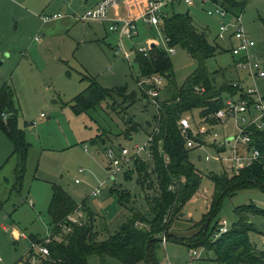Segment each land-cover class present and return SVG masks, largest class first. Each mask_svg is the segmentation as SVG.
Wrapping results in <instances>:
<instances>
[{
  "label": "rangeland",
  "instance_id": "obj_1",
  "mask_svg": "<svg viewBox=\"0 0 264 264\" xmlns=\"http://www.w3.org/2000/svg\"><path fill=\"white\" fill-rule=\"evenodd\" d=\"M9 1L18 4L20 10H15ZM9 1L0 0V60H3L0 64V88L7 82L15 90L18 123L25 131L30 146L20 185L15 187L17 156L11 154L15 164L13 178L10 168H5L0 174V221L3 217L20 221L21 229L28 238L15 241L10 233L11 228L5 231L0 226V264H24L33 248L32 236L42 240L54 233L48 212L53 184L61 185L78 203L85 201L95 212V227L100 239H106L119 230L132 212L150 217L145 198L154 196L156 188L146 186L144 189L138 173L134 171L129 177L128 171L134 169L133 163L130 168H123L114 174L106 150L108 147L117 151L127 147L133 151L137 145H145L153 131L150 122L157 109L143 97L135 105L117 97L115 108L113 100L109 99L96 110L75 112L72 100L88 87L87 77L96 78L109 89L126 85L129 91H137L141 96L136 80L140 74L137 61L134 56L126 60L122 52L116 54V48L121 47L122 43H119L118 34L109 30L107 23L74 19L92 6V0L64 1L67 4L63 0H51L48 5L49 0H46L41 6L27 4L24 0ZM217 2L223 4L222 0ZM236 2L238 4L234 6L226 5L230 15L225 20L234 22L236 16H241V27L255 41L257 58L264 69V0ZM214 7L213 2L205 5L197 2L195 6L182 2L168 6L167 12H188L197 27L207 31L211 43L214 44L216 39L219 50L216 56L207 60V66L212 73L220 70L219 74H214L218 83L240 80L245 87L255 88L264 97V77L252 79L244 70H238L236 57L231 52L235 40L218 38L219 26L224 19L219 14L210 15L207 12ZM54 14L61 16L44 20V16L49 18ZM137 28L139 34L136 37L123 40V45L129 51L143 45L150 48L152 40L158 47L165 48L163 34L154 26L141 22L137 23ZM233 31L234 27L231 26L227 35ZM171 58L176 84L181 86L196 69L197 62L179 46ZM223 72L225 76L221 75ZM165 89L162 90L163 97L169 95L170 89ZM191 113L186 115L198 127L202 124L200 110ZM130 118L139 125V130L133 132V139L125 136ZM224 126L226 134L232 135L237 130L234 120L227 121ZM219 129L222 130L223 126H219ZM101 134L104 141H95V137ZM208 154L213 158L206 160ZM216 156L213 146L190 151V161L204 177L197 193L173 222L171 234L183 237L203 226L201 219L210 209L214 192L208 173L222 174L226 171L228 175H233ZM144 157L151 171L153 160ZM98 187L102 188L101 192L93 196L92 192ZM123 191L129 193L128 201L122 199ZM249 203L264 209V190L245 188L224 196L211 227L223 219L227 220L228 226L232 225L238 220L235 208ZM250 218L260 232H252L250 237L260 250H264V215L255 214ZM86 219L88 213L84 211L83 221ZM189 249L181 240L169 239L165 245L160 243L155 249L158 264H168L169 261L181 263L187 259ZM200 249L202 259L192 264H219L212 253L205 248ZM37 251L36 248L34 252ZM88 264H103V261L98 255H92L88 258ZM107 264L124 263L108 257Z\"/></svg>",
  "mask_w": 264,
  "mask_h": 264
},
{
  "label": "trees",
  "instance_id": "obj_2",
  "mask_svg": "<svg viewBox=\"0 0 264 264\" xmlns=\"http://www.w3.org/2000/svg\"><path fill=\"white\" fill-rule=\"evenodd\" d=\"M222 1L224 6L238 4L236 0ZM162 33L169 39L170 46H179L187 50L197 62V67L185 82L178 86L171 55L164 48L154 45L148 56L141 53L136 57L140 70L137 78L161 75L167 81L165 90L170 89L169 95L161 96L158 113L150 122L151 128L154 126L159 128V132L154 134L151 171H149L150 165L141 159L135 160L134 169L128 171L129 177L132 176L133 171L138 173L144 189L146 186L156 188L152 197L145 198V193L142 194L147 201L150 217L146 218L139 212H132L119 230L106 239H100L99 231L95 227V214L88 204L85 201L81 204L83 211L88 213V219L81 223H72L68 217L80 204L64 187L53 184L48 212L54 234L59 235V238H54L47 244L48 255L36 253L37 264H88V258L92 255H98L103 264H107L108 257L117 258L124 264L142 262L158 264L155 249L162 243L163 235L167 237V241L181 240L190 248H205L208 253H212V257L219 264H264V250H260L250 237L252 232L260 233L250 216L264 215L263 208L254 203L236 207L238 220L218 238H214V234L219 230V220L211 227L224 196L233 195L245 188L264 190L263 156L231 176L226 171L222 174L208 173L207 176L214 185V192L210 209L201 219L203 226L191 235L183 237L170 232L173 222L180 217L185 204L197 193L204 177V174L190 161L192 149L186 147V139L182 134L179 119L197 109L200 110V119L206 118L211 124H217V119L211 115L225 106L226 98L236 95L246 98V95L232 83L217 82L214 74L219 73L220 70L212 73L207 66V60L217 55L219 45L216 39L214 44L209 41L207 31L198 28L188 12H173L164 16ZM87 78L88 87L72 100V108L77 113L96 110L109 99L113 100L115 108L117 97L130 105H135L142 97L147 99L143 92L140 96L137 91H129L126 85L109 89L103 87L96 78ZM15 96V90L7 82L4 83L0 88V129L13 144L12 156H17V183H15L17 187L24 178L30 145L26 141L25 131L18 123ZM6 113L9 115L7 118L4 117ZM138 130L139 125L130 118L125 136L130 137ZM249 131L251 142L248 147H257L264 153V129L252 126ZM189 136L195 138L190 131ZM104 139L101 134L94 140L104 141ZM218 149L221 151L225 147ZM121 196L123 200L130 199L126 191L121 192ZM62 225L71 226V230L64 233ZM32 238L35 242H41L36 236ZM30 252H33L32 249ZM32 254L25 258L24 264H31Z\"/></svg>",
  "mask_w": 264,
  "mask_h": 264
},
{
  "label": "built area",
  "instance_id": "obj_3",
  "mask_svg": "<svg viewBox=\"0 0 264 264\" xmlns=\"http://www.w3.org/2000/svg\"><path fill=\"white\" fill-rule=\"evenodd\" d=\"M129 0H102L98 2L94 7L88 9L83 15L76 16L77 20H89V21H108L110 18V9L121 3H126ZM185 3L187 6H195L197 2L205 5L208 2L215 4V9H209L207 12L210 15L219 14L224 20L220 23L218 38L226 40L227 38L235 40V44L231 47L233 56L236 57L235 64L237 69L244 70L248 73L252 79L264 77V69L261 66V61L257 58L255 51V41L252 40L246 31L241 27V16H236L234 22L226 21L225 19L230 15V11L215 0H147L145 11L142 12L141 17L143 20L152 26H154L159 33H162L163 17L168 15L166 8L172 6L175 3ZM61 14H55L52 18H58ZM45 20L50 17H44ZM234 27V31L231 35H227L230 31V27ZM109 29L114 32H118L120 35V43L122 46L116 48V54L123 53L126 60H130L135 53L148 56L152 47L146 46L139 47L133 51H129L123 45L122 40L132 39L138 35V28L136 20L133 18L114 19L113 23L109 26ZM163 34V33H162ZM165 50L169 55L176 53V47L169 45V39L164 36ZM138 87L143 92L148 102H151L157 109L160 108L162 101V90L165 89L167 81L165 77L161 75H154L152 77H140L138 78ZM232 85L240 89L245 93L246 98L236 95L235 97H228L225 101V106L217 110L211 117L217 119V124H211L206 118H201L202 124L195 127L191 121L189 115H183L179 119V125L182 129V134L186 139V147L189 149L205 148L207 146L216 145V159L221 163H225L229 171L235 173L240 169L251 165L254 161L264 157V153L257 147H248L251 142L250 127L256 126L259 129H264V97L257 93V90L253 87H245L242 82L235 81ZM43 115V114H42ZM7 118L8 114H4ZM234 120L236 126V132L232 135L224 136L215 130L216 125H225L227 121ZM189 131L195 136L190 137ZM159 132V128L154 126L153 131L148 137L145 145H137L133 151L127 147H122L118 151L113 147H108L106 155L110 160L111 166H113L114 174L123 170V168H130L135 160H145V157L152 159V145L154 143V134ZM210 136H212L210 138ZM218 147H225L224 150L219 151ZM241 147H244L241 149ZM132 152V153H131ZM143 154V155H141ZM166 158V157H165ZM213 158L211 155L206 156V160ZM167 160V159H166ZM114 177V176H113ZM78 181V179H77ZM173 189V188H172ZM102 188L98 187L93 191V195L97 196L101 192ZM84 211L79 206L68 219L72 223H81L83 221ZM227 220L223 219L219 221V230L214 234V238H218L221 234L229 230ZM71 230V226L62 225V231L64 233ZM59 238V235L54 233L41 242L33 241L32 251L37 248V253L48 255L49 244L53 239ZM167 237L163 235L162 243L165 245ZM202 249L191 248L188 251L187 259L181 263H175L169 261L168 264H192L193 261L202 259ZM32 252V253H33ZM29 252V255L32 254ZM37 259V260H36ZM38 257L34 252L32 254L31 264H37Z\"/></svg>",
  "mask_w": 264,
  "mask_h": 264
},
{
  "label": "crops",
  "instance_id": "obj_4",
  "mask_svg": "<svg viewBox=\"0 0 264 264\" xmlns=\"http://www.w3.org/2000/svg\"><path fill=\"white\" fill-rule=\"evenodd\" d=\"M9 1V0H8ZM46 0H24L25 3H29V4H32L33 6H41V4L45 3ZM64 1H67V0H63L62 2L65 3ZM84 1H88V0H84ZM102 0H92V3H91V7H94L98 2H100ZM9 2H12L13 3V8L15 10H20L19 8V5L16 4L15 2L13 1H9ZM51 2V0H49L47 2L46 5H48L49 3ZM146 2L147 0H129L128 2L126 3H121L117 6H114L113 8L110 9V18L111 20H108V21H103V23H107L108 24V28L109 26L113 23L114 19H124V18H133L136 20V23H145V24H148V25H151L147 22H145L143 20V18L141 17V14L142 12L145 11V7H146ZM54 3V2H53ZM67 4V3H65ZM174 5V4H173ZM52 6V4H51ZM88 8V9H90ZM168 8V7H167ZM166 8V10H167ZM55 15V14H54ZM51 16V15H50ZM45 17V16H44ZM53 15L50 17V19L48 20H51L53 19L52 18ZM76 17V16H75ZM193 18V17H192ZM76 19V18H74ZM45 20V19H44ZM48 20H45V21H48ZM77 20V19H76ZM195 22V20H194ZM152 26V25H151ZM110 30V29H109ZM111 31V30H110ZM119 36V43L121 41L120 39V35L118 32H116ZM138 34H139V31H138ZM136 37V36H135ZM134 38V37H133ZM127 39V38H125ZM164 39V35H163V38L162 40ZM124 40V39H123ZM122 40V42H123ZM156 45V42H154L153 40L151 41L150 45ZM0 47H2V45L0 44ZM140 47V46H139ZM139 47H134L131 51L135 50V49H138ZM141 47H144L141 46ZM4 49L6 50L7 49V46L4 47ZM137 54L139 53H135L133 56L136 60V57H137ZM8 56V54L6 55V57ZM236 61V60H235ZM130 62V61H129ZM219 74V73H218ZM217 74V75H218ZM221 75L225 76V73L223 72ZM137 78V77H136ZM137 82H138V78L136 79ZM219 126H223V129H219L218 130V127ZM225 129L226 127L223 125H216V128L215 130L217 132H219L220 134L224 135V136H228L230 135L229 133L226 134L225 132ZM130 139H133V134L129 137ZM12 151H13V145H12V142L10 141V139L6 136V134L0 129V174L2 173V171L6 168V169H9L10 168V171L12 173V178H13V173H15V164L13 163V159H12ZM7 166V167H6ZM6 181L7 178L5 177L4 178ZM93 193V192H92ZM93 195V194H92ZM94 196V195H93ZM52 197V196H51ZM50 204V203H49ZM80 206H82L81 204L82 203H79ZM92 211V210H91ZM94 212V211H93ZM183 213V212H182ZM95 214V212H94ZM95 219H96V214H95ZM96 223V221H95ZM21 222L18 221V220H10L9 218L7 217H3L0 221V226L5 230V231H8L10 228V233L12 235V237L14 238V240H21L22 238H24L25 240H27V235L23 232V230L21 229ZM96 225V224H95ZM192 231V230H191ZM190 231V232H191ZM190 235V234H189Z\"/></svg>",
  "mask_w": 264,
  "mask_h": 264
},
{
  "label": "water",
  "instance_id": "obj_5",
  "mask_svg": "<svg viewBox=\"0 0 264 264\" xmlns=\"http://www.w3.org/2000/svg\"><path fill=\"white\" fill-rule=\"evenodd\" d=\"M154 46V44L151 46V47H153ZM3 63V60H0V64H2Z\"/></svg>",
  "mask_w": 264,
  "mask_h": 264
}]
</instances>
